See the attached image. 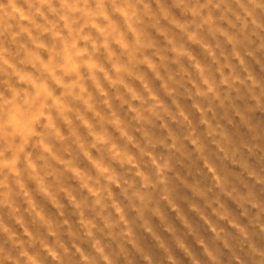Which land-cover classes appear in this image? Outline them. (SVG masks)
I'll return each instance as SVG.
<instances>
[{"label":"rangeland","instance_id":"374dc122","mask_svg":"<svg viewBox=\"0 0 264 264\" xmlns=\"http://www.w3.org/2000/svg\"><path fill=\"white\" fill-rule=\"evenodd\" d=\"M0 264H264V0H0Z\"/></svg>","mask_w":264,"mask_h":264}]
</instances>
